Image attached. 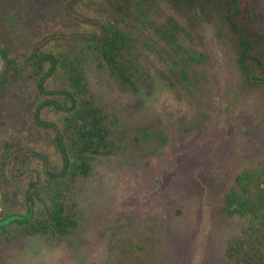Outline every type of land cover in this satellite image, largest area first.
I'll list each match as a JSON object with an SVG mask.
<instances>
[{
    "label": "rangeland",
    "instance_id": "obj_1",
    "mask_svg": "<svg viewBox=\"0 0 264 264\" xmlns=\"http://www.w3.org/2000/svg\"><path fill=\"white\" fill-rule=\"evenodd\" d=\"M0 1L12 6L22 39L68 22L60 0ZM243 2L255 4L264 30V0ZM144 9L104 13L128 35L136 91L98 57L84 59L113 152L77 182L79 227L63 240L1 238L0 264H244L237 255L247 226L221 204L244 169L264 164V87L246 84L217 14L200 17L163 0ZM34 93L27 77L0 93V148L29 136L41 143L28 111Z\"/></svg>",
    "mask_w": 264,
    "mask_h": 264
},
{
    "label": "trees",
    "instance_id": "obj_2",
    "mask_svg": "<svg viewBox=\"0 0 264 264\" xmlns=\"http://www.w3.org/2000/svg\"><path fill=\"white\" fill-rule=\"evenodd\" d=\"M150 1L60 0L68 21L65 28L23 39L9 15L12 6L0 1V93L27 77L35 88L28 106L31 130L44 137L41 143L30 136L17 138L0 148V239L63 240L79 227L77 182L89 178L96 157L113 152V130L90 93L84 59L98 57L113 76L136 91L126 57L128 35L104 13L140 14ZM163 1L200 17L220 16L234 39L236 65L246 84L264 87V30L254 3ZM221 210L247 226L249 240L241 244L243 255L237 260L264 264V164L244 169L235 178Z\"/></svg>",
    "mask_w": 264,
    "mask_h": 264
}]
</instances>
